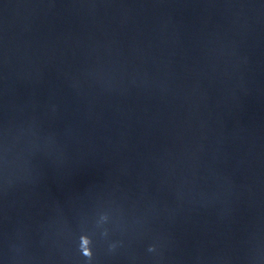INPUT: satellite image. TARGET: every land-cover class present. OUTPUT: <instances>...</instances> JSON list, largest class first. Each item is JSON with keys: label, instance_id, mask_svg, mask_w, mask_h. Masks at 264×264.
<instances>
[{"label": "water", "instance_id": "water-1", "mask_svg": "<svg viewBox=\"0 0 264 264\" xmlns=\"http://www.w3.org/2000/svg\"><path fill=\"white\" fill-rule=\"evenodd\" d=\"M0 264H264V0H0Z\"/></svg>", "mask_w": 264, "mask_h": 264}, {"label": "clouds", "instance_id": "clouds-1", "mask_svg": "<svg viewBox=\"0 0 264 264\" xmlns=\"http://www.w3.org/2000/svg\"><path fill=\"white\" fill-rule=\"evenodd\" d=\"M151 250H152V249L150 248L149 251H151ZM85 254H87V253H85Z\"/></svg>", "mask_w": 264, "mask_h": 264}]
</instances>
